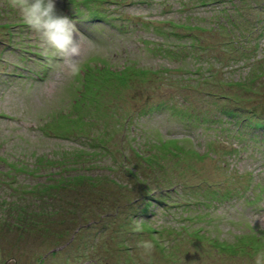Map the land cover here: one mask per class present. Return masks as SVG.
Here are the masks:
<instances>
[{
	"label": "rangeland",
	"instance_id": "rangeland-1",
	"mask_svg": "<svg viewBox=\"0 0 264 264\" xmlns=\"http://www.w3.org/2000/svg\"><path fill=\"white\" fill-rule=\"evenodd\" d=\"M56 7L83 34L76 74L0 0V264H253L264 0Z\"/></svg>",
	"mask_w": 264,
	"mask_h": 264
},
{
	"label": "clouds",
	"instance_id": "clouds-1",
	"mask_svg": "<svg viewBox=\"0 0 264 264\" xmlns=\"http://www.w3.org/2000/svg\"><path fill=\"white\" fill-rule=\"evenodd\" d=\"M9 6L19 11L22 23L39 36L45 50L63 60L70 74L79 72L83 34L71 18L58 12L56 0H9ZM132 224L134 232L143 231V219H133ZM136 247L147 256L155 245L151 240H140ZM253 264H264V250L256 253Z\"/></svg>",
	"mask_w": 264,
	"mask_h": 264
},
{
	"label": "trees",
	"instance_id": "trees-1",
	"mask_svg": "<svg viewBox=\"0 0 264 264\" xmlns=\"http://www.w3.org/2000/svg\"><path fill=\"white\" fill-rule=\"evenodd\" d=\"M85 1H88V0H85ZM110 1H112V2H117V0H110ZM149 3H150V1H149ZM79 11H81V8H79L78 9ZM98 15H96V17H94V18H97V19H95V20H103V19H106V20H109L110 18H112L114 15H112L111 17L107 14V13H105V12H100V10H98V13H97ZM164 21L163 22H160V23H170V26H172V25H174V27H176V26H178V27H183V28H186V29H191V27H194V25L192 24V23H190L189 21H187V22H181V21H177V20H175V19H163ZM155 22V21H154ZM197 27H200V28H208V26H206V25H201V24H197ZM198 40L199 39H197L195 42H193L192 44H195V45H197V42H198ZM103 69H109V71L111 72V73H118V71H116V70H113V69H111V68H100V67H98L97 68V72L96 73H99V72H102L103 71ZM85 73V72H84ZM96 73H95V75H96ZM85 77V76H84ZM82 93H84V92H82ZM90 94V93H89ZM80 96H84V94H80ZM91 97H93V95H90ZM94 102H95V100H94ZM227 113L228 114H230V115H233V113H234V111L233 110H228L227 111ZM0 116H4V117H10L9 115H6V114H0ZM131 173V172H130ZM61 174V173H60ZM131 174H133V176L135 177V178H137L138 179V181L140 180V178H138V176H137V173H131ZM255 176V175H254ZM253 181H255V180H253ZM264 181V180H263ZM262 180H258L257 182H256V185H261L260 187H258V190H255L254 192L256 193V191H257V194L259 195L260 193H264L263 191H264V182H263ZM254 193V194H255ZM152 201V200H151ZM151 201L150 200H148L147 201V203H148V207L150 206L149 204L151 203ZM148 207H146V208H144L141 212V214H143V213H149L148 211ZM133 218L134 217H132L131 219H128L129 221H126V223H125V226H124V229H126V226H128L127 224H131V225H133L132 224V222H133ZM144 225L142 224V227H143ZM128 231V230H127ZM143 231H147V232H153L154 231V229H153V226H152V228L150 229V230H143ZM129 233H132V232H130V231H128ZM256 238H258V236L256 237ZM260 241H263V240H260ZM259 241V242H260ZM261 244V243H260Z\"/></svg>",
	"mask_w": 264,
	"mask_h": 264
}]
</instances>
